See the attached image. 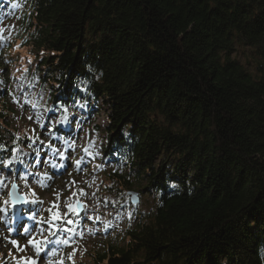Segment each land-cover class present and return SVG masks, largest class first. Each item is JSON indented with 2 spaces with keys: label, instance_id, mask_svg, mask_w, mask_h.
I'll list each match as a JSON object with an SVG mask.
<instances>
[{
  "label": "trees",
  "instance_id": "trees-1",
  "mask_svg": "<svg viewBox=\"0 0 264 264\" xmlns=\"http://www.w3.org/2000/svg\"><path fill=\"white\" fill-rule=\"evenodd\" d=\"M18 1L46 106L104 112V150L125 166L111 176L156 202L93 264H264V0ZM9 94L0 163L20 149L33 165Z\"/></svg>",
  "mask_w": 264,
  "mask_h": 264
},
{
  "label": "rangeland",
  "instance_id": "rangeland-1",
  "mask_svg": "<svg viewBox=\"0 0 264 264\" xmlns=\"http://www.w3.org/2000/svg\"><path fill=\"white\" fill-rule=\"evenodd\" d=\"M22 12L20 1L0 0V86L10 90L12 137H26V143L38 151L33 165H24L25 158H32L31 151L20 149L0 163V264L18 260L93 264L90 253L103 251L110 243L124 244L128 226L144 219L143 213L156 202L151 194L120 185L111 176L125 166L115 152L104 150V112L88 117L89 108L80 102L81 120L75 119L72 129L73 110L56 113L46 106L47 89L28 58L30 47L23 48L20 41L25 33ZM9 43L13 44L10 51L4 49ZM234 56L255 68L251 54L242 48ZM14 184L19 204L11 197ZM133 190L138 192L137 203L130 194ZM54 212L60 214L58 219H53ZM31 240L45 241L39 254Z\"/></svg>",
  "mask_w": 264,
  "mask_h": 264
},
{
  "label": "snow or ice",
  "instance_id": "snow-or-ice-1",
  "mask_svg": "<svg viewBox=\"0 0 264 264\" xmlns=\"http://www.w3.org/2000/svg\"><path fill=\"white\" fill-rule=\"evenodd\" d=\"M13 7H19V4H14L13 5ZM91 70V69H90ZM83 106V105H82ZM63 119V118H62ZM61 155H63L62 153H61ZM76 163L77 164H80L81 163V161H76ZM13 187H15V186H13ZM71 207V206H70ZM73 211H75L76 209H72ZM59 216H60V214L58 213V212H54L53 213V219L55 220V219H58L59 218ZM68 223H72V221H68ZM67 241H63V243H66ZM12 243L13 244H16L17 242L16 241H12ZM29 243L30 244H33L35 247H36V251H37V253L39 254L40 253V251H41V249H42V245H43V243H45V241H41V242H39V243H37L35 240H31V241H29ZM53 254H55V253H53ZM17 264H37V262L35 261V260H32V261H28V260H25V261H23V262H21V261H17ZM61 264H62V262H61Z\"/></svg>",
  "mask_w": 264,
  "mask_h": 264
},
{
  "label": "water",
  "instance_id": "water-1",
  "mask_svg": "<svg viewBox=\"0 0 264 264\" xmlns=\"http://www.w3.org/2000/svg\"><path fill=\"white\" fill-rule=\"evenodd\" d=\"M13 186L15 187H12V191H11V197L14 201L15 204H19L20 202H18L16 199L18 197V195L16 194L17 193V186L14 184ZM131 196L133 197V203H137L138 202V192L137 191H131L130 192Z\"/></svg>",
  "mask_w": 264,
  "mask_h": 264
},
{
  "label": "bare ground",
  "instance_id": "bare-ground-1",
  "mask_svg": "<svg viewBox=\"0 0 264 264\" xmlns=\"http://www.w3.org/2000/svg\"><path fill=\"white\" fill-rule=\"evenodd\" d=\"M21 222V221H20Z\"/></svg>",
  "mask_w": 264,
  "mask_h": 264
}]
</instances>
